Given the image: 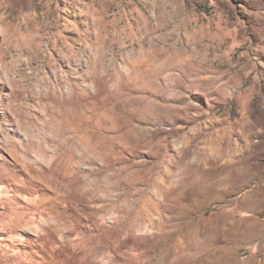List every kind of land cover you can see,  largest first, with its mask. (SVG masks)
Returning <instances> with one entry per match:
<instances>
[{"label":"rangeland","instance_id":"1","mask_svg":"<svg viewBox=\"0 0 264 264\" xmlns=\"http://www.w3.org/2000/svg\"><path fill=\"white\" fill-rule=\"evenodd\" d=\"M0 264H264V0H0Z\"/></svg>","mask_w":264,"mask_h":264}]
</instances>
